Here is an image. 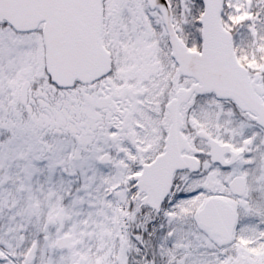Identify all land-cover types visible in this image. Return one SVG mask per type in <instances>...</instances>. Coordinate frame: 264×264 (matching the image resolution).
I'll use <instances>...</instances> for the list:
<instances>
[{
  "label": "snow or ice",
  "instance_id": "6c2138e0",
  "mask_svg": "<svg viewBox=\"0 0 264 264\" xmlns=\"http://www.w3.org/2000/svg\"><path fill=\"white\" fill-rule=\"evenodd\" d=\"M0 264H264V0H0Z\"/></svg>",
  "mask_w": 264,
  "mask_h": 264
}]
</instances>
